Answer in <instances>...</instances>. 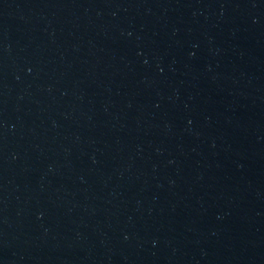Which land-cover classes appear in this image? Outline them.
<instances>
[{"label": "water", "instance_id": "95a60500", "mask_svg": "<svg viewBox=\"0 0 264 264\" xmlns=\"http://www.w3.org/2000/svg\"><path fill=\"white\" fill-rule=\"evenodd\" d=\"M232 0H0V210L157 84Z\"/></svg>", "mask_w": 264, "mask_h": 264}]
</instances>
